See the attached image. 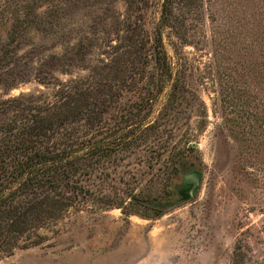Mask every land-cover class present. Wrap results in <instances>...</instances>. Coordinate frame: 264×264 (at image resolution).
<instances>
[{"label":"rangeland","instance_id":"374dc122","mask_svg":"<svg viewBox=\"0 0 264 264\" xmlns=\"http://www.w3.org/2000/svg\"><path fill=\"white\" fill-rule=\"evenodd\" d=\"M110 7L126 19L124 0ZM173 11L163 45L183 88L169 85L153 101L146 121L161 116L158 131L85 181L93 200L41 230L44 242L0 264H264V0H180ZM140 12L154 44L158 0ZM96 14L80 10L67 28L85 33ZM30 36L32 46L50 44ZM99 43L91 61L104 58ZM36 90L52 86L31 80L9 95ZM143 93L123 90L118 104L132 107ZM101 196L121 207L101 208Z\"/></svg>","mask_w":264,"mask_h":264},{"label":"trees","instance_id":"16d2710c","mask_svg":"<svg viewBox=\"0 0 264 264\" xmlns=\"http://www.w3.org/2000/svg\"><path fill=\"white\" fill-rule=\"evenodd\" d=\"M113 1L0 0V257L41 244V230L93 200L84 182L158 131L161 116L146 121L153 101L169 85L183 88L163 45V30L173 27L180 0H158L154 44L141 22L148 0H124L126 19L112 13ZM83 9L100 14L90 16L89 31L78 34L66 20ZM32 31L50 44L32 46ZM98 42L104 58L94 62ZM24 45L30 48L19 53ZM57 45L62 52L42 53ZM74 68L86 74L66 80L55 75ZM31 80L52 90L9 95ZM135 89L144 91L135 105L118 104L123 90ZM99 199L101 208L121 207ZM162 212L157 208L155 215Z\"/></svg>","mask_w":264,"mask_h":264}]
</instances>
